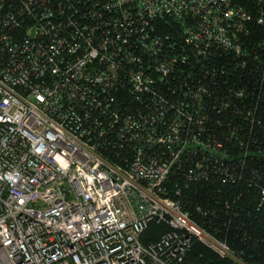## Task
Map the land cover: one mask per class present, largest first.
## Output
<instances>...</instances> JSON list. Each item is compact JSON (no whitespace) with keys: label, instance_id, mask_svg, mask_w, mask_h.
Segmentation results:
<instances>
[{"label":"built area","instance_id":"obj_1","mask_svg":"<svg viewBox=\"0 0 264 264\" xmlns=\"http://www.w3.org/2000/svg\"><path fill=\"white\" fill-rule=\"evenodd\" d=\"M256 5L0 0V264H184L193 241L242 264L171 180L232 185L264 156Z\"/></svg>","mask_w":264,"mask_h":264},{"label":"trees","instance_id":"obj_2","mask_svg":"<svg viewBox=\"0 0 264 264\" xmlns=\"http://www.w3.org/2000/svg\"><path fill=\"white\" fill-rule=\"evenodd\" d=\"M229 1L243 9L251 19L255 17L257 0ZM250 27L255 42L259 43L264 37V28L253 23ZM261 52L258 49L259 57ZM244 162L243 180L232 185L215 178L185 184L174 177L171 182L177 184L180 192L177 202L200 229L216 240L224 241L242 264H264V199L259 193V187L264 188L262 150ZM167 230L163 224L150 222L141 232L139 242L148 246ZM183 263L230 264L231 261L219 258L200 242L193 241L184 254Z\"/></svg>","mask_w":264,"mask_h":264}]
</instances>
